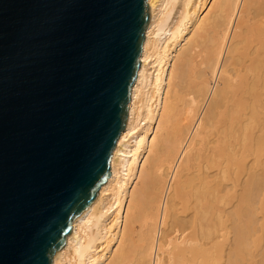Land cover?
Returning <instances> with one entry per match:
<instances>
[{
	"label": "bare ground",
	"instance_id": "obj_1",
	"mask_svg": "<svg viewBox=\"0 0 264 264\" xmlns=\"http://www.w3.org/2000/svg\"><path fill=\"white\" fill-rule=\"evenodd\" d=\"M246 2L148 0L151 21L111 176L73 221L54 264H241L264 197L256 180L264 168V0ZM246 7L249 21L261 22L243 20L246 35L236 39ZM204 155L206 169L196 173ZM188 190L189 232L181 228ZM136 205L149 229L134 242Z\"/></svg>",
	"mask_w": 264,
	"mask_h": 264
},
{
	"label": "water",
	"instance_id": "obj_2",
	"mask_svg": "<svg viewBox=\"0 0 264 264\" xmlns=\"http://www.w3.org/2000/svg\"><path fill=\"white\" fill-rule=\"evenodd\" d=\"M148 0H0V264H54L126 128Z\"/></svg>",
	"mask_w": 264,
	"mask_h": 264
},
{
	"label": "rangeland",
	"instance_id": "obj_3",
	"mask_svg": "<svg viewBox=\"0 0 264 264\" xmlns=\"http://www.w3.org/2000/svg\"><path fill=\"white\" fill-rule=\"evenodd\" d=\"M213 1L214 0H208V4H207V6L210 8V6L212 5V3H213ZM259 0H247V2H246V6L247 7H249V5L251 6V4H254V5H256L257 4V2H258ZM250 2V3H249ZM255 2V3H254ZM210 3H211V5H210ZM249 4V5H248ZM210 5V6H209ZM247 7H246V10H245V13L243 14V18H242V24L240 25V28H239V30L237 31V33L238 32H240V31H242V32H240L238 35H237V33H236V35H235V38L237 37L238 39H239V37H245V35H246V31H245V29L243 28V26L245 25V23H246V21L245 22H243V20H246L247 18H248V20H247V23H248V25H249V23H251L252 22V26H254V27H256L257 25H259L258 23H260L261 22V19H259V17H257L256 19L258 20V21H255L256 19H254V20H251V21H249V17H247L250 13H248V11H249V9L247 10ZM257 7V6H256ZM247 11V12H246ZM250 12V11H249ZM205 14V13H204ZM247 14V15H246ZM204 16V15H203ZM262 18V17H261ZM255 21V22H254ZM260 21V22H259ZM254 22V23H253ZM258 22V23H257ZM244 23V24H243ZM255 23H257V24H255ZM256 25V26H255ZM249 26H251V24L249 25ZM241 34H244V35H241ZM250 34V33H249ZM255 34V33H254ZM236 38V39H237ZM240 38V39H241ZM251 38H252V34H251ZM235 39V40H236ZM250 46H254V44L252 45V44H249V49H251V48H253V47H250ZM174 123H176V121L174 122ZM199 139H201L202 140V142H201V144L203 145V144H205L206 142H207V136H205V134L203 133V132H200V134H199ZM211 139V138H210ZM202 145H198L197 146V148L198 149H200L201 148V146ZM262 154H264V151L263 152H261ZM155 156L156 157H158L159 156V154H158V151L157 150H155ZM154 156V157H155ZM153 157V158H154ZM206 161H207V156L206 155H204V156H202L200 159H199V166L198 167H196V168H194L195 169V172L197 171V170H199L200 168H201V170L203 169H206V167L204 168V166H206L208 163H206ZM193 162H194V160H192V164H193ZM204 162V163H203ZM253 162H251V164H252ZM150 164V163H149ZM149 164H147L146 165V171H150V165ZM205 164V165H204ZM204 165V166H203ZM256 170H257V174H256V180L258 181L257 183H259L260 184V186L262 185V184H264V168L262 169L261 168V166L259 167V166H257V168H256ZM205 171V170H204ZM203 171V172H204ZM200 172V171H199ZM199 172H196V173H199ZM249 172L250 171H248V173H247V171H245V172H243V174L242 175H244V176H242V179H244V182L246 181V178L248 177V175H249ZM250 177H251V175H250ZM198 182H197V180L195 181V184H197ZM143 181H139L138 183H137V185H136V189H140V187L142 186L143 187ZM138 189V190H139ZM143 189V188H142ZM141 190V189H140ZM193 191H195V190H188L187 192H186V195L184 196V198H183V204L181 205V206H185V207H187V205H188V207H187V209L185 210L183 207H180L182 210H185L184 212H182L181 211V215H182V218H183V220L185 221L184 223L186 224V225H182V227L181 228H183V229H188V232H189V230H190V227H189V222H190V224H191V222H192V218H193V214H192V205H190L191 204V194H192V192ZM261 200L262 201H260V200H258V202H257V205H256V207L255 208H258V209H255L257 212H255V216H254V219H255V217H256V219L254 220V221H256V223H257V220H258V223L256 224L257 225V227H258V229H259V231L257 230V233L256 234H254V236H253V238L251 239V241H248L247 243H248V245H251L250 247H246L245 249L247 250V252H246V250H244V248H243V251L242 252H240L241 254L239 255V257L241 258V264H260V262H261V264H264L263 262H264V197H261ZM259 201H260V203H259ZM254 204V203H253ZM255 205H253V207L255 206ZM138 206L139 205H136L134 208H133V211H132V213H131V215L133 216H131L132 217V219H134V222H135V224H136V220H138V221H140V225L138 224V222H137V224L135 225L134 223L132 224L133 225V227H132V225H131V229H132V231H131V233H132V237H133V241L134 242H136L135 241V238H137L138 236H137V234H139V236L141 235V236H147V234H148V232H147V230L149 229V221L148 220H145V218H141L140 216H139V214H137L138 213ZM227 206V205H226ZM190 209V210H189ZM188 211V212H187ZM184 213V214H183ZM137 214V215H136ZM248 212H246V215L244 216V218L243 219H246V221L245 220H243V221H245V224L244 225H246L247 224V221L250 219V217H248ZM136 216L139 218H136ZM188 218V219H187ZM252 218V217H251ZM257 218H261L260 220L259 219H257ZM190 219V220H189ZM187 221V222H186ZM183 223V224H184ZM188 225V226H187ZM140 226H141V228H140ZM185 226V227H184ZM137 227V228H136ZM188 227V228H187ZM140 228V229H139ZM138 231H140V232H138ZM139 239H140V237H138ZM138 239V240H139ZM137 240V239H136ZM250 242L252 243V244H250ZM261 251V252H260ZM251 253V254H250ZM246 254V255H245ZM259 254V255H258ZM247 257V258H246ZM263 257V258H262Z\"/></svg>",
	"mask_w": 264,
	"mask_h": 264
}]
</instances>
